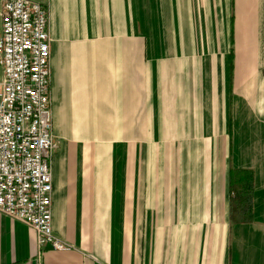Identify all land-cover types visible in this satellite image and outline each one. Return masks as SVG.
Returning a JSON list of instances; mask_svg holds the SVG:
<instances>
[{"label":"crops","instance_id":"1","mask_svg":"<svg viewBox=\"0 0 264 264\" xmlns=\"http://www.w3.org/2000/svg\"><path fill=\"white\" fill-rule=\"evenodd\" d=\"M47 11L51 227L70 248L0 213V264H264V0Z\"/></svg>","mask_w":264,"mask_h":264},{"label":"built area","instance_id":"2","mask_svg":"<svg viewBox=\"0 0 264 264\" xmlns=\"http://www.w3.org/2000/svg\"><path fill=\"white\" fill-rule=\"evenodd\" d=\"M48 0H0V213L30 226L40 248H70L52 232Z\"/></svg>","mask_w":264,"mask_h":264}]
</instances>
